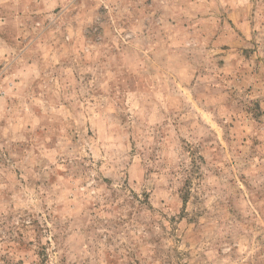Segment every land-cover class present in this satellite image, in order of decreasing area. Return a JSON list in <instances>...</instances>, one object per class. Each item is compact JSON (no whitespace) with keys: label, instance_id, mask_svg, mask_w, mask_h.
Masks as SVG:
<instances>
[{"label":"rangeland","instance_id":"rangeland-1","mask_svg":"<svg viewBox=\"0 0 264 264\" xmlns=\"http://www.w3.org/2000/svg\"><path fill=\"white\" fill-rule=\"evenodd\" d=\"M41 245L264 264V0H0V264Z\"/></svg>","mask_w":264,"mask_h":264},{"label":"trees","instance_id":"trees-1","mask_svg":"<svg viewBox=\"0 0 264 264\" xmlns=\"http://www.w3.org/2000/svg\"><path fill=\"white\" fill-rule=\"evenodd\" d=\"M188 193H189L188 190H186L183 193V197L182 198H183L184 203L186 202L187 197L189 196ZM35 223L36 222H31L29 225L28 224H23V225L20 226V228H19V226L14 228V231H16L17 234H18L17 235L18 239H17L16 242H18L19 245H24V243H26L25 241L27 239V235H28L27 233L30 232L32 230V228L35 227L34 226ZM37 226L38 227H36V230L35 229H33V230L38 233V232L42 231L43 227L39 226L38 224H37ZM16 228H17V230H16ZM38 235H41V234L38 233ZM37 256H38L39 259H42V261H40L42 264L47 259L48 254L46 253V248L43 245L40 246V249L37 252ZM7 264H12V262L8 261Z\"/></svg>","mask_w":264,"mask_h":264}]
</instances>
